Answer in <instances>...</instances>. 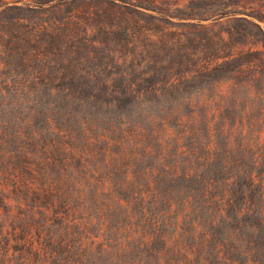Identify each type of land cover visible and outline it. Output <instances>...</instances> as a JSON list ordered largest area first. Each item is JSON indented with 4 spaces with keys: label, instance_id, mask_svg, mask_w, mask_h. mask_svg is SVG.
Here are the masks:
<instances>
[{
    "label": "trees",
    "instance_id": "obj_1",
    "mask_svg": "<svg viewBox=\"0 0 264 264\" xmlns=\"http://www.w3.org/2000/svg\"><path fill=\"white\" fill-rule=\"evenodd\" d=\"M18 1L23 0H0V7H3L5 12L9 10L28 12L38 9L32 6L8 5ZM52 1H56L61 7L69 2L71 5L79 3L84 9L83 12L88 11L93 3H99L104 10H112L120 16L127 18L135 15L143 21L144 30L141 31L147 32L145 43L153 42L148 44L149 49L144 48L149 58L145 57L143 61L147 63L152 59L153 48H156L154 44L169 43L161 32L176 27L184 31L197 26L214 29V22L205 25L201 23L204 19L202 17L198 18L196 23L171 19L177 16H172L169 9L188 6L186 0L174 2L173 0H27L23 4L35 3L36 6H42ZM140 7L157 13H149ZM72 9L77 8L71 7L70 11H73ZM219 14L224 15L223 12H216L206 18L215 19ZM26 17L19 16L13 21L17 24L27 19ZM244 21L255 26L264 39V31L257 23L246 18ZM72 23L69 16L61 22L62 26ZM155 29L156 34H149ZM230 31L232 28L220 29L214 43L228 42ZM173 34L180 35L176 32ZM181 40L178 37L174 38L172 48L181 55V59L174 62L171 68L179 71L158 79L154 84L156 86L162 82V88H166L167 94L171 93V90H183L186 84L199 85L203 79L215 82L216 79L211 80V76L216 74L219 77V72H224L235 59L234 53L229 52L220 53L215 58L218 60L213 62L203 60L191 62L186 57L189 52ZM257 52L259 51H255ZM262 54L264 58V53ZM254 63L253 59H249L240 64L238 69L242 74L247 75L250 82H253L250 91L263 100L264 60L260 65ZM156 64L157 62L153 67L157 71ZM248 68H252L251 74L248 73ZM146 70L144 73H147ZM233 79L234 77L231 76L223 81L229 82ZM256 84H258L257 88ZM190 93V96H184L183 100L187 99L189 103L203 101L200 94L194 96L192 92ZM118 98L121 101H129V98L140 97ZM114 100V98L111 100V97L102 99V103L105 104L103 111L99 108L85 107V113L81 116L73 112L72 106L68 109V114L60 116L56 114L55 117L49 115L42 126H35V119L29 116L18 123L16 130L7 123H1L4 114L0 109V211L4 210L9 222H18L11 226L0 217V237L4 231L9 233L8 241L0 247V264L19 262V259L13 260L11 253L13 247L10 241H15L17 245H21L20 249L31 251V255L34 256L32 260L23 255L19 264H32L35 261L38 264H83L77 260L74 253L78 248L86 251L89 246L85 241L87 232L82 231V228H87L91 223L89 219L94 217L92 210L110 212L115 200L125 205L129 213L132 205L136 201L140 202L141 208H137L132 216L134 222L137 219L141 222L148 219V223L153 219L152 223H155L156 228L159 224H166V221H159L160 216L165 212L160 207L154 210L156 202H160L165 207L164 210L168 215L171 209L176 208L175 216L178 222L177 218H181L182 221L188 218L189 214L186 211H197L200 206L205 207L223 200L224 209L236 205L237 219L243 218V214H246L252 222H257L255 224L257 231L253 235L262 234V230L264 231V126L255 130L251 122L245 125L242 117L237 120V141L234 140L232 144L230 139L233 136L228 134L226 137L228 142L226 147L237 150V155L233 156L232 152L218 148L215 132L225 134L226 130L221 120H217L219 122L217 129L211 128L217 122V113L213 110L199 112L192 109L188 113H179L176 110L164 109L160 113L145 111L142 114L134 110L137 115L145 117L149 122L148 125L143 126L145 124L138 120L134 124H127L122 118L124 114L113 116L114 113H108L106 109ZM54 105L50 104L52 107ZM257 119L264 122V109L258 112ZM29 121L32 127L27 129ZM202 124L206 126L202 128ZM201 130L205 139L200 138ZM15 136L17 138H14ZM71 165L74 169L76 166V170L70 173L68 171ZM205 170H207L206 174ZM163 172L169 173L170 176L165 180L163 178L159 180L160 173ZM141 176L147 179L142 186H138ZM192 179L198 181L200 187L190 188L187 191L188 187L185 184ZM174 185L177 186V190H173ZM181 185H184L182 190ZM90 189H94V194L92 200L88 201L86 191ZM219 191H222L223 196H213ZM121 192L124 193L123 197L120 196ZM72 201L75 202L74 205ZM16 203L14 211L12 208ZM22 206H26L25 212ZM147 212L151 214L146 216ZM35 214H41L40 221L29 218L30 215ZM58 218L60 223L53 224ZM195 223L185 233L180 234L177 229L172 231L160 252L164 259L159 264H235L236 260L230 258V250L235 247L229 239L233 234L230 232L228 238L218 242L211 249V238L215 231L213 222L208 223L202 231L200 228L199 232L195 231ZM9 226L11 230H8ZM75 229L82 232L80 243L77 244L70 236ZM247 253L249 258L246 262L238 259L237 264H264V258L262 260L255 258L253 248ZM174 254H180L182 257L176 259ZM81 255L85 259L86 253ZM88 261L96 264V260L92 262L90 257H86V262Z\"/></svg>",
    "mask_w": 264,
    "mask_h": 264
},
{
    "label": "rangeland",
    "instance_id": "obj_2",
    "mask_svg": "<svg viewBox=\"0 0 264 264\" xmlns=\"http://www.w3.org/2000/svg\"><path fill=\"white\" fill-rule=\"evenodd\" d=\"M26 1L11 2L8 5L32 6L38 9L28 12H5V9L0 7V109L4 114L1 123H7L13 130L18 128L19 122L29 116L35 119V126H42L46 117L68 114V109L72 106L73 112L79 116L85 113V107L103 111L105 104L102 99L108 97L115 99L106 109L108 113H114L113 116L124 114L122 118L127 124H134L138 120L145 124L143 126L149 122L134 110H138L139 114L145 111L160 113L164 109L176 110L179 113H188L192 109L199 112L213 110L217 113L216 121L221 120L227 132H215L218 148L232 152L233 156L237 155V150L226 147V137L228 134L233 136L230 139L232 144L234 140L237 141V120L242 117L245 125L251 122L255 130L264 126V122L257 119L258 112L264 109V99L260 100L250 91L253 82L238 69L240 64L249 59H253L255 65H260L264 60L262 34L250 22L244 21V18L253 21L264 31V0H186L188 6L170 8L169 13L177 16L171 18L174 21L196 23L197 19L202 17L204 19L201 23L209 25L214 22V29L197 26L184 31L176 27L161 32L169 43L154 44L156 48H153L149 63L143 61V58H149L144 48L149 49L148 44L152 41L145 43L147 32L141 31L144 30L143 21L135 15L126 18L112 10H104L99 3H93L88 11L83 12L84 9L79 3L71 5L69 2L61 7L56 1L42 6H36L35 3L23 4ZM71 7L77 9L70 11ZM140 8L152 14L157 13ZM216 12H223L224 15L219 14L215 19L206 18ZM19 16H27V19L15 24L13 20ZM66 16H69L73 23L62 26L61 22ZM227 28H232L229 41L214 43L219 30ZM156 32L155 29L149 34ZM173 32L180 35L176 36ZM177 37L183 40L181 43L189 52L186 57L191 62H213L218 60L215 58L220 53L229 52L234 53L235 59L224 72H219V77L216 74L211 76V80L216 79L215 82L203 79L199 85L186 84L183 90H171V93L167 94L166 88H162V82L156 86L154 84L158 79L179 71L171 68L174 62L181 59V55L175 49L172 50L173 40ZM155 62L157 71L153 67ZM145 69L147 73H144ZM247 71L251 74L252 68ZM231 76L234 77L232 81H223ZM190 92L194 96L200 94L203 101L189 103L187 99L183 100L184 96H190ZM133 96L140 98H129V101H121L118 98ZM50 104L55 105L52 107ZM218 124L217 121L211 128L217 129ZM28 125L27 129H30V121ZM201 126L204 128L206 124ZM200 138H204L202 130ZM72 166L68 171L70 173L76 170V166L75 169ZM204 173L206 174L207 170ZM169 176L167 172L160 173L159 180H165ZM146 179L141 176L138 186H142ZM181 186L182 190L184 185ZM185 186L188 191L190 188L200 187V183L192 179L191 182H186ZM172 188L177 190L176 185ZM93 194L94 189L86 191L88 201L92 200ZM221 194L222 191H219L213 196L221 197ZM120 196L123 197L124 193L121 192ZM235 200L237 201V193ZM74 204L72 201V205ZM224 204L225 201L221 200L205 207L200 206L197 211H186L188 218L185 221L177 218L179 220L176 222V208L171 209L168 215L165 207L156 202L154 210L160 207L165 212L159 221H166V224H159L156 228L155 223H152L153 219L148 223V219L142 222L137 219L134 222L132 216L137 208H141L140 202L136 201L129 213L125 205L115 200L110 212L92 210L94 217L89 219L91 223L87 228H82V231L87 232L85 241L89 245L88 249L84 251L78 248L74 251L75 257L83 264H94L89 261L87 263L86 257H90L92 262L96 260V264H159L164 259L160 252L174 229L182 234L196 222L195 231L199 232L200 228L202 231L208 223L213 222L215 231L211 238V249L218 242L228 238L231 232L233 237L229 239L234 243L235 250L230 248V258L236 260L235 264L239 262L238 259L246 262L250 248H253L255 258L262 260L264 231L262 230V234L253 235L257 231V222H252L246 214L237 219L236 205L224 209ZM16 206L17 203L12 208L14 211ZM22 209L25 212L26 206H22ZM150 214L147 212L146 216ZM0 217L11 226L13 223L18 224L16 221L9 222L4 210L0 211ZM29 218L40 221L42 216L35 214ZM56 223H60L59 218L53 222ZM8 230H11L10 226ZM80 233V230L75 229L70 234L75 244L80 243ZM8 239L9 233L4 231L0 237V247H3ZM10 244L13 247V260L19 259V262H22L23 255L34 260L31 251L20 249L21 245H17L15 241H10ZM83 253H86L85 259L82 258L83 255L80 256ZM173 256L176 259L182 257L180 254ZM32 264L38 263L35 261Z\"/></svg>",
    "mask_w": 264,
    "mask_h": 264
}]
</instances>
